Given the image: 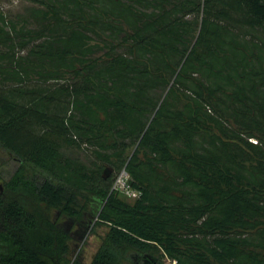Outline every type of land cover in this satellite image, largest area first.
Masks as SVG:
<instances>
[{"label":"trees","instance_id":"trees-1","mask_svg":"<svg viewBox=\"0 0 264 264\" xmlns=\"http://www.w3.org/2000/svg\"><path fill=\"white\" fill-rule=\"evenodd\" d=\"M30 1L0 14V264H87L96 219L88 264H264V0Z\"/></svg>","mask_w":264,"mask_h":264},{"label":"rangeland","instance_id":"rangeland-1","mask_svg":"<svg viewBox=\"0 0 264 264\" xmlns=\"http://www.w3.org/2000/svg\"><path fill=\"white\" fill-rule=\"evenodd\" d=\"M33 8H38L37 4H34L30 0H0V14H4L8 18L12 20H16L17 18L26 17L30 14ZM30 26H35L34 24H31ZM75 153V155L80 156L82 159H87V153L83 150H70ZM66 152L67 149H66ZM5 155L0 152V158L1 160H6L7 158H4ZM19 164L17 161H8L6 164H4L1 168V174L3 175L4 179H9L10 176L15 172V170L18 168ZM110 172L109 175H112L113 183L120 172L119 170H111L109 168ZM4 180L0 179V191L1 186H3ZM113 186V184H112ZM121 198H124L125 200L129 202H133L134 199L128 198L127 196H121L118 195ZM96 220H94L91 225L88 228V232L81 238L75 239L73 246L75 249L74 258L79 254L83 261L85 263H90L94 254L97 252L98 248L100 247V244L102 242V237L107 231L108 227L106 225H96ZM79 228L77 226H74L72 229V232H77ZM162 262L164 264H176V262H172L168 258H161Z\"/></svg>","mask_w":264,"mask_h":264},{"label":"built area","instance_id":"built-area-1","mask_svg":"<svg viewBox=\"0 0 264 264\" xmlns=\"http://www.w3.org/2000/svg\"><path fill=\"white\" fill-rule=\"evenodd\" d=\"M128 171L123 168L117 175L114 183H113V186H112V190H114V188L116 187H120L122 184H123V178L125 175H127ZM129 189L125 196H127L128 198H131V199H135V197L137 196V194H140L138 190H136L135 188L132 187L131 184H129Z\"/></svg>","mask_w":264,"mask_h":264},{"label":"clouds","instance_id":"clouds-1","mask_svg":"<svg viewBox=\"0 0 264 264\" xmlns=\"http://www.w3.org/2000/svg\"><path fill=\"white\" fill-rule=\"evenodd\" d=\"M131 179H132L131 174L127 173V175H125L124 178H123V184L120 187L114 188V191H116L118 195L124 196L126 194V192L128 190H130L129 189V184L131 182ZM139 195L140 194H137V196L135 198L138 199Z\"/></svg>","mask_w":264,"mask_h":264},{"label":"water","instance_id":"water-1","mask_svg":"<svg viewBox=\"0 0 264 264\" xmlns=\"http://www.w3.org/2000/svg\"><path fill=\"white\" fill-rule=\"evenodd\" d=\"M109 172H110V170L107 168L106 170H105V173H104V176L106 177V176H108L109 175ZM91 221V220H90ZM88 225H91V222H89V224ZM85 234H82V235H80L81 237H83ZM156 260L154 259L152 262H149L148 260H146V263L145 264H156ZM159 264H164V263H159ZM167 264V263H166Z\"/></svg>","mask_w":264,"mask_h":264},{"label":"flooded vegetation","instance_id":"flooded-vegetation-1","mask_svg":"<svg viewBox=\"0 0 264 264\" xmlns=\"http://www.w3.org/2000/svg\"><path fill=\"white\" fill-rule=\"evenodd\" d=\"M80 234V233H79Z\"/></svg>","mask_w":264,"mask_h":264}]
</instances>
